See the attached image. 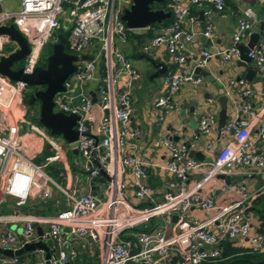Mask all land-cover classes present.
I'll return each mask as SVG.
<instances>
[{
	"label": "built area",
	"instance_id": "1",
	"mask_svg": "<svg viewBox=\"0 0 264 264\" xmlns=\"http://www.w3.org/2000/svg\"><path fill=\"white\" fill-rule=\"evenodd\" d=\"M256 1L264 7V0ZM132 2L18 0V7L9 9L0 0V25L13 24L29 45L17 66L23 72H32L37 65L45 64L43 50L52 41L55 29L63 27L68 31V51L79 56L75 61L77 69L65 79L66 88L53 95V109L78 115L77 139L68 144L84 158L80 168L88 179L100 175L101 168L109 175L101 182L103 197H100L97 189L93 194L91 189L82 191L68 183L62 185L46 172L44 166L56 163L59 168L61 164L64 167L59 174L68 175L70 164L63 148L36 124L31 123L23 135L19 133L26 120L21 100L33 91H29L24 81H12L0 73V201L7 194L15 198L12 211L0 213V247L16 250L39 239L45 243L52 241L21 254L0 252V264H45L46 261L50 264H171L173 251L177 254L174 264H200L218 258L220 243L225 239L241 249L264 252V231L256 228V217L248 209L250 199L264 192V176L253 188L245 181V177L264 174V148L257 147L264 141V105L254 108L248 98L252 89L245 85L244 78L229 80L233 91L242 96V100L235 101L232 118L217 127L216 114L209 110L200 114L196 131L184 140L175 141L171 134L156 140L155 146L168 150L166 163L145 160L126 147L140 133L139 127L130 125L134 110L131 85L141 76L131 52L135 49L145 55L163 46L172 64L181 66L188 60L191 62L189 70H171L166 74V89L154 102L161 118L176 106L173 92L185 83H201L202 76L196 68H206L212 57L225 61L240 58L238 44L256 21L255 12L243 9L229 45L205 46L188 52L185 41H194L198 34L212 38L214 23L210 14L215 11L225 15L226 0H153L150 8L170 11L169 22L163 18L136 28L129 27L123 19ZM196 9H202L203 17L207 16L199 28L195 27ZM148 30H153V35L130 38L132 32L138 36ZM5 41L13 44L7 51L3 50ZM17 48L16 41L0 33V56ZM82 54L91 57L81 58ZM247 55L257 72L264 74V28ZM94 106L99 111L96 125L91 122ZM213 129L226 138L214 158L190 155L189 150L200 136ZM45 142L51 154L38 163L34 158L43 151ZM160 167L168 172L169 178L163 194L156 199L150 178ZM194 170L201 175L190 184ZM220 174H239L241 178L226 182ZM129 189L132 196L128 195ZM219 191L225 197L213 211ZM30 197L55 198L63 206L49 214L22 212L20 206ZM193 206L208 215L204 218L192 215L189 209ZM174 210L177 219L172 225ZM5 222H16L19 232L5 226ZM32 256H36L33 263Z\"/></svg>",
	"mask_w": 264,
	"mask_h": 264
},
{
	"label": "crops",
	"instance_id": "2",
	"mask_svg": "<svg viewBox=\"0 0 264 264\" xmlns=\"http://www.w3.org/2000/svg\"><path fill=\"white\" fill-rule=\"evenodd\" d=\"M233 3L235 4V7L231 4H227L225 15H221L212 10L213 12H211L210 15L214 23V28L210 42L206 39L204 40L203 36L198 34L194 41L184 42L185 48L188 52H195L205 46L225 47L229 45L232 32L237 24V19L241 15L243 9L246 8L255 12L256 21L252 24V27L244 37L243 42L247 43L253 32L261 34V31L264 28V26L261 28V22L264 21L263 5L256 0H233ZM201 10L202 9L194 10L198 15V21L195 24L196 28L201 27L207 17H203ZM131 58L133 64L140 71L141 76L139 80L131 85V96L134 110L130 119V125L132 127H139L140 133L128 142L126 147L127 150L134 152L145 160L158 162L160 164L166 163L169 158L168 150L164 146H155L154 143L156 140L162 139L168 134H171L175 141L184 140L189 134L196 131L198 117L202 113H206L209 110L213 111L216 114V125L217 127L220 126V104L217 100V97L220 94H224L228 97L226 111L227 118L225 121L232 118L235 113V101L242 100V96L236 94L229 86V80L232 78L241 77L245 79V85L252 89V94L248 98L251 100L252 104H254L255 109H260L264 105V77L263 74L257 72L253 62L250 61L246 62L244 65H240L236 60L225 61L219 57H212L209 60L207 67L203 69L205 73H200L202 76L201 83L197 85L185 83L179 90L173 92L172 99L176 103V106L168 112H165L160 118L159 115L161 111L154 102L156 97L166 89V84L164 82L166 74L171 70L176 71L184 68L189 70L191 62L188 60L181 66L172 64L163 46L153 48L151 52L145 55L134 49V52H131ZM157 63H161L164 66V69L155 74L156 70L163 67ZM248 68L254 70V73L250 78L246 77ZM228 91L230 93H228ZM209 99H211V102ZM91 111V122L96 125L99 113L97 106H94ZM187 118H191V121L188 122ZM224 142H226V138L219 136L217 129H213L210 132L201 135L192 150L200 151L203 155L202 159H213L219 147ZM209 143H212L213 145L210 147ZM257 147L264 148V141L259 142ZM62 148L63 155L70 164V172L67 176L62 175L64 182L61 184L66 185V183H68L71 187H75L82 191L90 190L91 185L88 176L86 180L83 181L80 174L75 170L76 165L72 166V164H75L76 162L78 168L82 170L80 168L82 163H79L80 155L78 153L73 154V148L70 146L73 155L72 162H70L67 157V149L63 146ZM190 155L199 158L193 153ZM200 175V172L195 170L192 171L189 183L191 184ZM168 178V172L162 167L156 168L153 171V174H151L150 184L156 189V199L160 198L163 194ZM245 181L250 188L256 186V180L254 177H245ZM95 187L100 194L102 187L101 181H96ZM128 195L132 196L130 189L128 190ZM224 197L225 196L220 191L217 193L213 211L219 207V204ZM36 199L37 198L34 197L28 198L26 202L20 206V210L28 214H49L63 206V204L55 200L53 206L57 209L53 210L50 208L44 212H36L34 209ZM14 201L15 198L13 196L8 194L5 195L4 200L0 201V213L11 212ZM189 212L192 215H196L198 218H204L208 215L207 212L197 206H193L189 209ZM25 256V254H22V257Z\"/></svg>",
	"mask_w": 264,
	"mask_h": 264
},
{
	"label": "water",
	"instance_id": "3",
	"mask_svg": "<svg viewBox=\"0 0 264 264\" xmlns=\"http://www.w3.org/2000/svg\"><path fill=\"white\" fill-rule=\"evenodd\" d=\"M153 0H133L129 9L123 14V19L126 21L127 25L131 28L143 27L147 24L160 22L163 18H169L171 16L170 11H164L161 8L152 9L150 8V3ZM162 1V0H158ZM202 13V10H201ZM202 17V16H201ZM264 26V21L261 22V28ZM0 33H6L10 38L18 43V48L7 55L0 56V73L7 76L12 81H24L27 85H42L28 96H25L21 100V107L32 104L35 101H39L38 107V120L45 127H47L50 132L62 135V137L71 143L77 139V129L75 128L78 115L75 113H65L62 110H54L53 105V95L57 91L64 90L65 79L77 69L75 61L79 56L70 52L66 49V36L62 32L57 33V39L52 42L50 53L46 56V61L44 65H37L32 72H23L21 67H13L14 62L23 58V56L28 52L29 45L26 37L22 34L13 24L0 25ZM260 33L253 32L250 35V40L247 43L239 42L238 47L240 48V58L237 59V63L244 65L246 62H252L250 57L247 55L249 47H251L259 38ZM203 39L210 42V39L203 36ZM91 56L81 55V58H86ZM163 66L161 63H157ZM164 66L156 70L155 74L163 70ZM254 70L248 68L246 77L250 78ZM196 72L204 74L202 68H196ZM93 95V100H95V94L91 91ZM220 104L219 110V123L222 125L227 118V105L228 97L224 94H220L217 97ZM73 154H77V150L73 148ZM190 154H195L199 158H203L200 151H195L190 149ZM226 182H235L239 180L241 176L239 174H220ZM109 178V175L105 169H100V175L94 176L90 179V189L93 194L96 193L95 181H105ZM177 219L176 210L172 213V225ZM19 231V230H18ZM39 233L41 228L38 226ZM46 244H52L51 240L46 243L41 239L30 242L24 247L12 250L9 247H0V252L6 255L21 254L26 250H29L35 246H46ZM49 256V252H46V257ZM177 259V254L173 251L172 258L170 260L171 264ZM45 264H50L46 261Z\"/></svg>",
	"mask_w": 264,
	"mask_h": 264
},
{
	"label": "rangeland",
	"instance_id": "4",
	"mask_svg": "<svg viewBox=\"0 0 264 264\" xmlns=\"http://www.w3.org/2000/svg\"><path fill=\"white\" fill-rule=\"evenodd\" d=\"M3 4L5 7L9 8V9H16L18 6V0H3ZM159 3L157 2H154V5H158ZM59 32L58 29H55L53 31V39L50 43H47L46 47L44 48L43 50V57L46 58V55L50 52L51 50V44L53 41H55L57 39V33ZM13 47V44L11 42H4V47H3V50L4 51H7L9 49H11ZM22 62V59L20 60H17L16 62H14L13 64V67H17L20 63ZM263 77H264V74H263ZM40 87H43L42 85H28V88H29V91H34ZM38 107H39V101H35L33 102L32 104H29V105H26L23 110H22V114L24 116V118L26 119L25 121L22 122L23 124V128L19 131V133L21 135H23L26 131H28L30 129V126H31V123L33 124H36L38 125L45 133H47L49 136H51L53 138V140H55L56 142H58L61 146L65 147L67 149V157L69 159L70 162H72V153H71V149H70V145L68 144V142L62 137V135L60 134H57V133H52L50 132V130L45 127L41 122H39V120L37 119V112H38ZM35 110V114H32V110ZM187 121H191V118H187ZM49 147V145L47 144V142H45V145H44V151L42 152H39L37 154V156L34 158V161L38 162V163H41L44 159H45V156L48 154V153H51V151L47 150ZM14 158V155L12 156L11 160H13ZM84 161V158L80 155L79 157V163H83ZM54 164L55 163H50L46 166H44V170L46 172H48L53 178H55L57 181H59L60 183L63 184L64 182V179H63V176H61V174H59V171L60 170H64V167L60 166V168H58L56 171H53V168H54ZM76 165V171L80 174V176L82 177L83 181L86 180L87 178V174L80 170L78 168V164L75 162V164H72V166ZM263 176L264 174H256L254 176L255 180H256V185H258L261 181H263ZM102 189V188H101ZM2 195H4V192L2 191L1 192ZM59 192L57 193L56 191V195H58ZM59 196V195H58ZM100 197H103V195L99 194ZM61 197V196H60ZM159 219V218H158ZM154 221L156 219H153ZM5 226H8L10 225V228L18 233L19 231V225L16 223V222H5L4 223ZM142 226V224H140L138 226V229H140ZM138 229H135L134 231L135 232H138ZM36 260V256H32V260H31V263H33V261Z\"/></svg>",
	"mask_w": 264,
	"mask_h": 264
},
{
	"label": "trees",
	"instance_id": "5",
	"mask_svg": "<svg viewBox=\"0 0 264 264\" xmlns=\"http://www.w3.org/2000/svg\"><path fill=\"white\" fill-rule=\"evenodd\" d=\"M226 4H231L235 7L233 0H226ZM169 19L170 18L165 19L164 22L166 23L169 22ZM58 30L62 32L66 37L68 36V31L65 30L63 27H60ZM151 35H153V30H148L147 33L145 34L142 33L138 36L136 33L132 32L130 34V38L135 39V38H141L143 36H151ZM66 49L70 50L68 43H66ZM44 150L45 149H43V151ZM58 168L59 167H57V165L54 164L53 171H56ZM54 202H55V198H49L46 200L37 198L34 209L36 212H44L50 208L55 210L57 208L53 206ZM248 209L251 210L256 217V228L258 230L264 231V192H259L250 199ZM220 246H221V254L218 258L214 260L212 259L203 260L202 262H200V264H264V252H256V251H251L249 249H241L235 246L234 244H232L231 241L227 239L223 240L220 243Z\"/></svg>",
	"mask_w": 264,
	"mask_h": 264
}]
</instances>
